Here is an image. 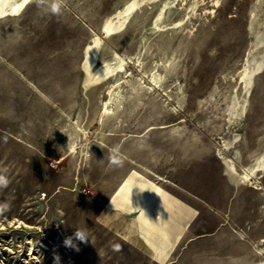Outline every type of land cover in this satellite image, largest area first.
<instances>
[{"label": "rangeland", "instance_id": "374dc122", "mask_svg": "<svg viewBox=\"0 0 264 264\" xmlns=\"http://www.w3.org/2000/svg\"><path fill=\"white\" fill-rule=\"evenodd\" d=\"M0 8V264L264 263V0Z\"/></svg>", "mask_w": 264, "mask_h": 264}, {"label": "clouds", "instance_id": "9594fccd", "mask_svg": "<svg viewBox=\"0 0 264 264\" xmlns=\"http://www.w3.org/2000/svg\"><path fill=\"white\" fill-rule=\"evenodd\" d=\"M113 155L111 156L110 162L112 165L121 167L123 166V159L119 155V148H113L112 150ZM8 183V180L4 175H0V187H6ZM3 207L7 208L8 205H4ZM74 239L75 241H79L82 243H88L90 239L89 236V231L88 229H81V228H76V231L74 232ZM73 237H67L64 240V245L65 247L68 248H73L76 251H79V247L76 243H74ZM55 264H59V256L54 257Z\"/></svg>", "mask_w": 264, "mask_h": 264}, {"label": "bare ground", "instance_id": "6f19581e", "mask_svg": "<svg viewBox=\"0 0 264 264\" xmlns=\"http://www.w3.org/2000/svg\"><path fill=\"white\" fill-rule=\"evenodd\" d=\"M2 11H1V8H0V13H1ZM95 41V40H94ZM92 45H90V46H88L87 47V51H86V61L84 62L85 64H83V65H85L86 67H87V69L88 68H90L89 67V63H90V61L91 62H93V59H94V57H92V54H93V52H92ZM91 66H92V64H91ZM242 177L244 178V179H248V177H249V173H244V174H242ZM262 264H264V263H262Z\"/></svg>", "mask_w": 264, "mask_h": 264}]
</instances>
